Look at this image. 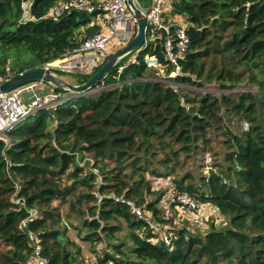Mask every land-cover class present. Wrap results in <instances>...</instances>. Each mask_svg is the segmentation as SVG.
Instances as JSON below:
<instances>
[{
  "label": "trees",
  "instance_id": "1",
  "mask_svg": "<svg viewBox=\"0 0 264 264\" xmlns=\"http://www.w3.org/2000/svg\"><path fill=\"white\" fill-rule=\"evenodd\" d=\"M59 1L0 0L2 67L9 59L13 75L36 68L98 31L96 12L71 9L45 17ZM168 13L183 17L189 38L179 59L182 74L174 80L196 87L216 80L220 97L191 89L177 93L156 80L158 72L145 65V57L168 62L163 38L150 40L149 33L136 63L117 71L126 56L92 88L66 92V100L18 121L0 140V264H29L27 230L37 235L48 264H83L68 229L98 243L113 238L119 218L133 245L123 251L122 243L107 242L110 252L104 250L101 262L264 264V111L247 91L264 89V0H171ZM245 80L250 85H237ZM223 107L247 121L248 129L221 125ZM212 122L223 130L225 166L214 163L196 181L189 171L177 175L181 155L189 159L212 150L204 147ZM146 174L171 176L176 191L212 204L227 224H211L203 233L173 227L169 246L153 242L145 221L114 200L131 199L157 222L172 225L161 218L160 195L146 199Z\"/></svg>",
  "mask_w": 264,
  "mask_h": 264
},
{
  "label": "built area",
  "instance_id": "2",
  "mask_svg": "<svg viewBox=\"0 0 264 264\" xmlns=\"http://www.w3.org/2000/svg\"><path fill=\"white\" fill-rule=\"evenodd\" d=\"M170 1L151 0L147 8L142 7L138 0H136V3L143 10L147 20L145 41L147 42L149 33L150 40H154L155 36L162 37L161 48L164 58L172 68L168 70L167 64L162 63L154 55L145 57V65L158 72L159 77L156 80L169 85L174 92L178 93L184 89H189L188 86L174 80L175 77L182 74L179 59H182L185 55L189 38L184 20L173 24L164 21V13L170 5ZM71 9L84 10L88 13L96 12V17L92 23L99 26L98 31L86 37L77 47L67 50L54 60L46 61L37 67H44L52 72L61 71L89 77L110 54L121 49L131 40L135 34L137 18L129 8L127 0H61L47 11L45 17L56 19ZM161 29L164 30L165 35L161 32ZM137 54L138 52L134 56L128 57L123 64L117 67V71H121L129 63H136ZM128 55L121 57L117 64ZM42 83L44 82H31L0 93V140L6 141L5 131L28 114L42 107L49 108L67 99L66 92L69 91L65 89H62L63 92L57 93L54 91L44 94L34 93L33 89L41 86ZM28 90H30V93L23 94ZM245 126L246 123H244V128L247 129ZM171 193L167 198H161V200L165 199L166 201L161 212L162 219L170 218L171 208H174L178 212L187 211L192 216H202L201 225H204L209 219L215 224L223 220L218 209L212 204L202 202L197 197L185 192L173 191ZM99 198L101 197L99 196ZM114 200L124 203L133 216L145 221L155 235L152 238L153 242H161L166 246L171 244L175 237L172 225L157 222L150 211H146L131 199L114 197ZM33 217H35L34 212H30L28 219L31 220ZM25 224V220H22L20 228L25 229ZM26 234L28 245L31 248L28 263L48 264L47 259L42 254V245L37 235L31 230H27ZM83 264L111 263L99 261L97 255H87Z\"/></svg>",
  "mask_w": 264,
  "mask_h": 264
},
{
  "label": "rangeland",
  "instance_id": "3",
  "mask_svg": "<svg viewBox=\"0 0 264 264\" xmlns=\"http://www.w3.org/2000/svg\"><path fill=\"white\" fill-rule=\"evenodd\" d=\"M143 2H145L144 5H147L144 7L147 8L149 7L151 0L150 1L143 0ZM25 10L27 11V8ZM24 14H25L24 19H26L27 13L24 12ZM165 17L171 18L170 13H165ZM135 53L137 52L135 51L134 53L129 54L128 57L130 58L134 56ZM8 65H9V59H7L4 64L5 73L3 74L0 73V83L3 82L5 79L11 77L14 73L9 69ZM4 67H2V64H0V69ZM53 73L58 78L62 79L63 81H67L69 83H74L75 81H81V80H84L85 78H88V76L86 75L82 76L78 74H71V73H65V72L61 74L59 71H53ZM259 78L263 79L264 81V76H260ZM237 85H250V84H247V81L245 80V81L239 82ZM188 87L192 91H197L202 95L206 93L210 95L211 97H218V98L220 97V94H219L220 88L216 80L207 82L205 86L203 87H196L195 85H191ZM33 90H34V93L36 94H44L46 92L54 91L53 86L48 83H42L41 86H37ZM230 90L243 91L244 89L242 90V88L234 87ZM247 91H250L249 93L253 96V99L257 103L259 110L261 112L264 111V103L261 104V101L262 102L264 101V89L259 90L257 89V85H255L252 90H247ZM28 93H30V90L25 91L23 94H28ZM219 114L221 115L223 119L221 125L223 124L225 126L227 125L233 131L239 132L242 129H245L244 123H246L245 127L248 129V122L239 118L238 115L228 113V110L226 107H223L222 109H220ZM218 125L219 123L216 124L212 122V125L209 126L208 132H207V136H209L210 143L205 144L204 147H206L207 149L212 148V150L207 151V152L204 151L202 153L193 154L192 157L189 159L181 155L180 157L181 161L179 163L180 166L176 168L177 175H181L182 173L189 171L194 175L195 177L194 179L196 181L199 174H207L211 168L215 169L213 166L214 163L223 164V166H225V162L223 161L222 154L225 151L226 146L221 143L223 139V135L221 134V131L223 130H219V128H216ZM145 177H146V180H148L149 185L151 187L150 194L146 195V199H155L159 195L161 198L163 197L167 198L169 194H172L171 192L173 191L176 192L175 187L172 186L171 184L172 182L171 176L170 177H166V176L157 177L156 175L154 176L151 174H146ZM165 202L166 201L164 199L158 203V207L161 209V211L163 207L165 206ZM171 216H170V221L172 222L173 227H176V228L186 227L187 229H190L194 232L203 233L208 230L211 224H214L216 227H223L227 224V220L221 216L223 220L219 221L217 224L213 223V221L209 219L204 225H201L200 222L203 219L202 216L200 215L192 216L187 211L178 212L174 208H171ZM118 221L121 224V228L118 231L113 233V238L103 239L98 243H91L86 240H83V238L79 236L77 232L70 227L68 229V235L74 241V243L80 248L81 250L80 258L84 260L87 255H97L98 259H100L103 256L104 250H107L108 252H110L107 246L108 245L107 242H111V241L122 243L123 246H121V250L128 251V249H130L133 245V243L129 239V229L126 223L122 219L119 218ZM78 222L79 220L78 221L74 220V223L78 224ZM112 222L116 223V221H112Z\"/></svg>",
  "mask_w": 264,
  "mask_h": 264
},
{
  "label": "water",
  "instance_id": "4",
  "mask_svg": "<svg viewBox=\"0 0 264 264\" xmlns=\"http://www.w3.org/2000/svg\"><path fill=\"white\" fill-rule=\"evenodd\" d=\"M129 8L133 11L134 16L137 18L135 26V34L131 40L121 49L110 54L105 61L92 73L84 82L79 84L69 83L58 78L51 70L44 67H36L12 75L0 83V93L10 91L14 88L23 86L31 82L42 81L48 83L59 89L68 90L71 93H83L85 90L95 86L102 78H104L109 71L117 64L118 60L124 55L139 52L144 49L145 45V27L147 24L144 12L136 0H127ZM163 35L164 30L161 29Z\"/></svg>",
  "mask_w": 264,
  "mask_h": 264
},
{
  "label": "crops",
  "instance_id": "5",
  "mask_svg": "<svg viewBox=\"0 0 264 264\" xmlns=\"http://www.w3.org/2000/svg\"><path fill=\"white\" fill-rule=\"evenodd\" d=\"M168 9H169V6L166 9L165 13H168ZM170 15H171V18H168L167 23L173 24V23H178V22H181L184 20L183 17H181L180 15H172V14H170Z\"/></svg>",
  "mask_w": 264,
  "mask_h": 264
}]
</instances>
